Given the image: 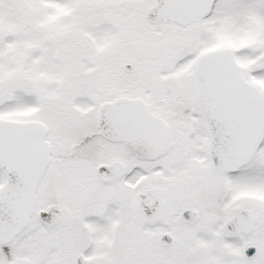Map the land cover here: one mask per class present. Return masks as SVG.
<instances>
[{
    "label": "snow or ice",
    "instance_id": "1",
    "mask_svg": "<svg viewBox=\"0 0 264 264\" xmlns=\"http://www.w3.org/2000/svg\"><path fill=\"white\" fill-rule=\"evenodd\" d=\"M0 264H264V0H0Z\"/></svg>",
    "mask_w": 264,
    "mask_h": 264
}]
</instances>
